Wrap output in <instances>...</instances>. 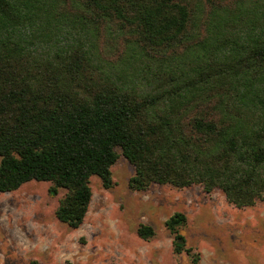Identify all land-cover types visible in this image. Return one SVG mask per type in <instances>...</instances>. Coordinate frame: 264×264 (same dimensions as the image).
Returning <instances> with one entry per match:
<instances>
[{"label": "trees", "instance_id": "16d2710c", "mask_svg": "<svg viewBox=\"0 0 264 264\" xmlns=\"http://www.w3.org/2000/svg\"><path fill=\"white\" fill-rule=\"evenodd\" d=\"M117 149L133 192L264 199V0H0V193L64 189L55 217L76 229ZM184 224L164 222L172 253L197 264Z\"/></svg>", "mask_w": 264, "mask_h": 264}, {"label": "rangeland", "instance_id": "374dc122", "mask_svg": "<svg viewBox=\"0 0 264 264\" xmlns=\"http://www.w3.org/2000/svg\"><path fill=\"white\" fill-rule=\"evenodd\" d=\"M117 153L111 188L90 178L92 197L76 229L55 217L64 189L52 193L51 183L30 181L0 193V264H192L186 254L172 253L164 222L174 213L185 216L178 232L197 264H264V199L239 209L220 191L206 194L197 185L133 192V167ZM140 225L150 226L153 238H138Z\"/></svg>", "mask_w": 264, "mask_h": 264}]
</instances>
